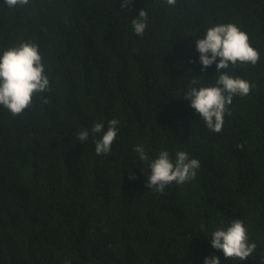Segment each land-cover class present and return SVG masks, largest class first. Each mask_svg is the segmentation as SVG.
Segmentation results:
<instances>
[{"label": "trees", "instance_id": "1", "mask_svg": "<svg viewBox=\"0 0 264 264\" xmlns=\"http://www.w3.org/2000/svg\"><path fill=\"white\" fill-rule=\"evenodd\" d=\"M144 8L143 38L131 25ZM236 23L260 53L228 74L250 82L234 96L222 131H210L183 98L202 71L196 40L216 23ZM37 44L52 91L23 115L0 106V264H264V0H0V51ZM219 58H217L218 62ZM117 119L111 152L98 156L78 130ZM161 150L199 161L195 179L146 187ZM135 174V179L129 176ZM241 220L256 249L227 259L211 233Z\"/></svg>", "mask_w": 264, "mask_h": 264}, {"label": "clouds", "instance_id": "2", "mask_svg": "<svg viewBox=\"0 0 264 264\" xmlns=\"http://www.w3.org/2000/svg\"><path fill=\"white\" fill-rule=\"evenodd\" d=\"M133 0H120L125 12ZM9 9L24 8L30 0H4ZM164 7H175L177 0H161ZM131 25L134 33L143 38L148 26V12L142 8L139 14L132 16ZM199 63L202 71L215 63L217 76L213 86L196 87L195 80L189 81V88L183 98L190 101V106L199 114L206 127L213 132L222 131L224 117L229 113L234 96L249 95L252 85L249 81L228 74L232 67L255 66L260 59L259 51L250 43L249 35L236 23H216L205 30L202 38L196 40ZM217 58H219L217 62ZM52 87L46 71L44 58L36 43L20 41L0 51V106L12 116L23 115L33 104V98L42 93L51 92ZM119 121H108L107 130L103 122L94 123L91 129L78 130L76 140L86 142L90 135L98 136L94 140L98 156L111 152L117 136ZM139 161L148 163L146 187L163 193L168 185H182L195 179L200 167L199 161L190 159L185 151H178L175 159L167 150H161L155 159L149 160L144 148L135 147ZM135 179V174L129 176ZM211 246L223 253L227 259L246 260L256 249V244L249 241L248 230L239 220H232L225 228L220 227L211 233ZM203 264H221L217 256L206 257Z\"/></svg>", "mask_w": 264, "mask_h": 264}]
</instances>
